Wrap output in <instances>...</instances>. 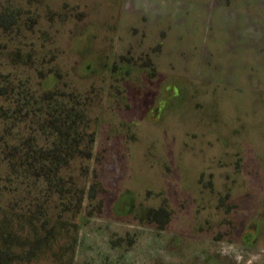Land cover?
I'll list each match as a JSON object with an SVG mask.
<instances>
[{
	"label": "rangeland",
	"instance_id": "374dc122",
	"mask_svg": "<svg viewBox=\"0 0 264 264\" xmlns=\"http://www.w3.org/2000/svg\"><path fill=\"white\" fill-rule=\"evenodd\" d=\"M157 1L0 0V76L101 91L74 264H264V0Z\"/></svg>",
	"mask_w": 264,
	"mask_h": 264
},
{
	"label": "trees",
	"instance_id": "16d2710c",
	"mask_svg": "<svg viewBox=\"0 0 264 264\" xmlns=\"http://www.w3.org/2000/svg\"><path fill=\"white\" fill-rule=\"evenodd\" d=\"M30 46L22 63L35 77L0 76V264H74L78 219L105 206L92 174L101 91L82 92L61 69H45L49 59Z\"/></svg>",
	"mask_w": 264,
	"mask_h": 264
},
{
	"label": "crops",
	"instance_id": "0c3cea01",
	"mask_svg": "<svg viewBox=\"0 0 264 264\" xmlns=\"http://www.w3.org/2000/svg\"><path fill=\"white\" fill-rule=\"evenodd\" d=\"M169 0H167V2H168ZM166 2V0H158L157 1V3H158V6H160V7H163V5H164V3ZM156 3V4H157ZM143 7H145V6H143ZM159 7H157V9H158ZM156 9V10H157ZM148 10V8H147V5H146V10L145 11H147ZM159 11V10H158Z\"/></svg>",
	"mask_w": 264,
	"mask_h": 264
},
{
	"label": "flooded vegetation",
	"instance_id": "af4514ba",
	"mask_svg": "<svg viewBox=\"0 0 264 264\" xmlns=\"http://www.w3.org/2000/svg\"><path fill=\"white\" fill-rule=\"evenodd\" d=\"M144 65H146V63L144 62ZM118 69H122V68H120V67H117V66H115V67H112L111 68V70H115V72L118 70ZM113 73V72H112Z\"/></svg>",
	"mask_w": 264,
	"mask_h": 264
}]
</instances>
